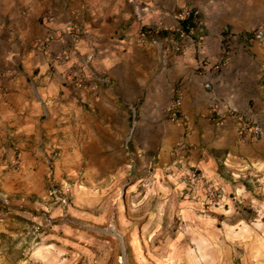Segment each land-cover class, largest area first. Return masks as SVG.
I'll return each mask as SVG.
<instances>
[{
  "label": "crops",
  "instance_id": "obj_1",
  "mask_svg": "<svg viewBox=\"0 0 264 264\" xmlns=\"http://www.w3.org/2000/svg\"><path fill=\"white\" fill-rule=\"evenodd\" d=\"M263 23L264 0H0V264L69 255L75 229L47 197L50 173L100 189L125 174L144 188L152 171L151 190L179 195L166 173L184 136L189 165L214 181L264 175V42L250 35ZM175 97L187 131L165 115ZM243 120L258 140H238Z\"/></svg>",
  "mask_w": 264,
  "mask_h": 264
},
{
  "label": "rangeland",
  "instance_id": "obj_2",
  "mask_svg": "<svg viewBox=\"0 0 264 264\" xmlns=\"http://www.w3.org/2000/svg\"><path fill=\"white\" fill-rule=\"evenodd\" d=\"M50 158L51 153L53 162L57 155ZM67 176L54 181L50 173L46 181V194L60 210L58 217L76 230L67 240L71 246H66L69 255L62 264H264V175L213 180L223 190L217 206L184 198L179 183V195L169 191L160 198L161 192L147 186L154 178L152 171L142 181L144 188L128 174L100 189L93 176L86 184L84 174ZM51 186L55 194L50 195ZM4 199L0 190V201ZM34 214L46 219L47 230L52 223L48 213ZM34 242L42 249L49 240L40 236ZM48 254L43 248L44 260L28 262L53 264Z\"/></svg>",
  "mask_w": 264,
  "mask_h": 264
},
{
  "label": "built area",
  "instance_id": "obj_3",
  "mask_svg": "<svg viewBox=\"0 0 264 264\" xmlns=\"http://www.w3.org/2000/svg\"><path fill=\"white\" fill-rule=\"evenodd\" d=\"M191 16L189 10H183L178 13L177 18L179 21H184ZM179 32V37H183L182 33ZM250 35L257 43L264 42V23L258 27L250 30ZM39 48L44 49V45H40ZM74 85L76 88H81L83 80L79 75L74 77ZM165 115L167 119L174 123L178 120H183L184 128L186 131L188 127L184 119L180 116V99L175 97L166 106ZM225 113H220L219 117L215 120L218 127L223 126ZM261 136V129L249 121H241V125L237 129V138L241 143H247L258 140ZM189 147L185 142L184 136L181 140L173 146L171 154L174 157L173 163L167 169L166 175L174 178L182 187L180 193L184 198L191 200L206 201V206H217L223 199V190L218 185L204 174L201 170L190 166L187 159V152ZM56 153L51 152L50 160H54ZM49 194H55L53 186L50 187ZM64 203V201H63Z\"/></svg>",
  "mask_w": 264,
  "mask_h": 264
},
{
  "label": "trees",
  "instance_id": "obj_4",
  "mask_svg": "<svg viewBox=\"0 0 264 264\" xmlns=\"http://www.w3.org/2000/svg\"><path fill=\"white\" fill-rule=\"evenodd\" d=\"M182 27H183V25H182ZM147 34L150 36L153 34V32L148 31Z\"/></svg>",
  "mask_w": 264,
  "mask_h": 264
}]
</instances>
